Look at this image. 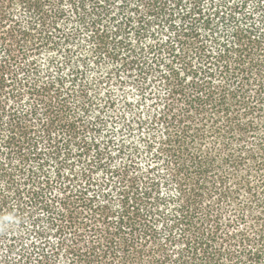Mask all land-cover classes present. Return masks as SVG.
<instances>
[{
    "label": "trees",
    "instance_id": "trees-1",
    "mask_svg": "<svg viewBox=\"0 0 264 264\" xmlns=\"http://www.w3.org/2000/svg\"><path fill=\"white\" fill-rule=\"evenodd\" d=\"M0 264H264V0H0Z\"/></svg>",
    "mask_w": 264,
    "mask_h": 264
}]
</instances>
